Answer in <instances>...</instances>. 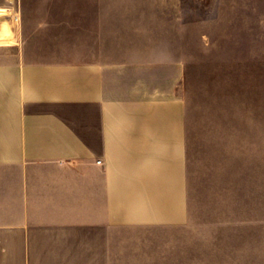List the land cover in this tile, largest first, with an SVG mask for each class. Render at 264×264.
<instances>
[{"label": "crops", "instance_id": "0c3cea01", "mask_svg": "<svg viewBox=\"0 0 264 264\" xmlns=\"http://www.w3.org/2000/svg\"><path fill=\"white\" fill-rule=\"evenodd\" d=\"M52 4L35 43H0V264H112L119 229L188 216V20L181 0ZM19 13L0 5V32Z\"/></svg>", "mask_w": 264, "mask_h": 264}, {"label": "rangeland", "instance_id": "374dc122", "mask_svg": "<svg viewBox=\"0 0 264 264\" xmlns=\"http://www.w3.org/2000/svg\"><path fill=\"white\" fill-rule=\"evenodd\" d=\"M181 1L188 216L119 229L112 264H264V0ZM52 2L0 0L23 9L0 43L24 26L35 43L38 17L66 14Z\"/></svg>", "mask_w": 264, "mask_h": 264}, {"label": "bare ground", "instance_id": "6f19581e", "mask_svg": "<svg viewBox=\"0 0 264 264\" xmlns=\"http://www.w3.org/2000/svg\"><path fill=\"white\" fill-rule=\"evenodd\" d=\"M2 22H3V20H2ZM8 26V25H7ZM7 26H4L3 27V29H2V31L0 32V38H2V39H6V35H7V33H8V31H7ZM2 41V40H1Z\"/></svg>", "mask_w": 264, "mask_h": 264}, {"label": "built area", "instance_id": "2783aa9c", "mask_svg": "<svg viewBox=\"0 0 264 264\" xmlns=\"http://www.w3.org/2000/svg\"><path fill=\"white\" fill-rule=\"evenodd\" d=\"M101 162H102L101 160L98 161V163H101Z\"/></svg>", "mask_w": 264, "mask_h": 264}]
</instances>
